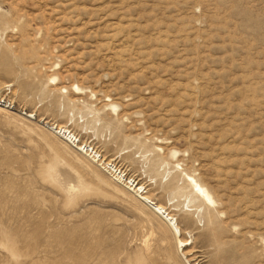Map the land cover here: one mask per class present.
I'll list each match as a JSON object with an SVG mask.
<instances>
[{"label":"rangeland","instance_id":"1","mask_svg":"<svg viewBox=\"0 0 264 264\" xmlns=\"http://www.w3.org/2000/svg\"><path fill=\"white\" fill-rule=\"evenodd\" d=\"M0 264H264V0H0Z\"/></svg>","mask_w":264,"mask_h":264},{"label":"bare ground","instance_id":"2","mask_svg":"<svg viewBox=\"0 0 264 264\" xmlns=\"http://www.w3.org/2000/svg\"><path fill=\"white\" fill-rule=\"evenodd\" d=\"M27 117L29 119L35 118L33 114H29L27 115ZM45 128L53 132L55 135H58L62 140L66 142H71L73 140L72 143H74L76 140V137H74L68 130L62 127H58V126L55 127L54 125L52 126L45 125ZM76 150L90 157L93 162H97V164L100 165L101 168H103L102 166H104L103 169H107V171L113 173L114 176H116L115 178L119 182L120 181L124 182V184L128 187V189L130 188L132 189L130 191H132V193L134 192V194L139 197V199L142 201V203L145 206H147L150 210H152L154 214L162 218L166 227L172 234L173 238L176 239L178 249H181L182 247H186L188 245L187 239L184 241L180 240L181 232L178 228V225L174 217H172V215H170L167 212V210L164 209V207L151 201L148 196V191H146V189L143 188V186H139L138 184H135L134 180L130 178H126L124 173L116 169L114 165H112L111 163L104 161V159L96 151H94L90 146L84 143L79 144V145L77 144ZM184 179H185L184 182H186V184L191 188L196 198H200L206 204L207 203L213 204V200L209 196L208 192L201 185H199L192 176L185 174Z\"/></svg>","mask_w":264,"mask_h":264}]
</instances>
